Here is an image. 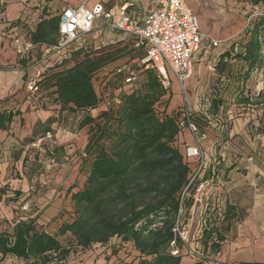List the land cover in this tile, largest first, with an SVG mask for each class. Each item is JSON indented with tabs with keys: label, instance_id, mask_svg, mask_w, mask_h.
Segmentation results:
<instances>
[{
	"label": "trees",
	"instance_id": "16d2710c",
	"mask_svg": "<svg viewBox=\"0 0 264 264\" xmlns=\"http://www.w3.org/2000/svg\"><path fill=\"white\" fill-rule=\"evenodd\" d=\"M247 2L253 7L264 5V0ZM61 10L53 15L44 7L36 19L23 24L24 30L18 34L31 42L34 50L26 58L19 59L20 64L25 66L41 45L56 43ZM18 21L8 22L4 30L14 28ZM263 51L264 13L245 32L244 38L218 52L213 64L215 71L221 76L229 65L240 63L242 67L238 74L248 75L263 65ZM110 55L104 48L94 51L92 47L81 46L66 51L61 58H55L51 65L44 67L37 82L38 89L32 94L39 106L83 113L77 129H87L82 147L84 156L78 154L84 182L71 194L73 218L61 220L56 233L47 232L36 216L20 218L12 224L10 232L1 231L0 260L10 256L23 261L37 260V264L63 261L70 249L60 243L58 236L69 234L74 244L82 249L94 244L105 245L115 237L117 242L130 246L137 254L133 264H182L180 249L183 241L174 229L180 215L190 211L196 186L207 178L196 173L199 158L186 156L189 145L183 131L187 128V120L196 124L201 132L211 127L212 122V127L220 126L222 112L219 108L222 105L219 99L211 100L210 107L219 114L213 121L193 113L183 103L170 108L166 103L170 98V85L164 86L156 70L146 68L142 72L141 88L120 86L116 89L117 103L105 107L93 82L95 77H103V73H98L110 62ZM229 73L230 69L227 77ZM114 79L118 81L121 77L116 75ZM240 79L237 75L236 82L229 79L226 82L238 84L242 82ZM237 84L235 95L244 87ZM256 98L259 99L257 103L264 102V91ZM239 102L252 105L255 99L245 95ZM17 113L0 111V130H6ZM53 121V117L46 121L43 135L50 131L48 126ZM180 122H185L184 126ZM181 147H184L183 152ZM211 173L210 178L215 181L216 173L212 169ZM192 177L194 179L187 187ZM230 210L228 205L227 213ZM211 216L205 213L201 218L203 244H209L216 254L225 237L215 227L217 221H222L213 220ZM227 228L228 225L225 230ZM173 249L178 253L172 254Z\"/></svg>",
	"mask_w": 264,
	"mask_h": 264
},
{
	"label": "rangeland",
	"instance_id": "374dc122",
	"mask_svg": "<svg viewBox=\"0 0 264 264\" xmlns=\"http://www.w3.org/2000/svg\"><path fill=\"white\" fill-rule=\"evenodd\" d=\"M197 1H199L200 3L197 2L198 6L197 8L195 7L194 11L199 15V23L203 24L209 29L215 28L216 31L227 32L228 34V37H226L225 39L226 41L219 43V47L216 48V52L224 51L228 49L229 45L232 42L244 38L245 32L249 31L255 20L264 13V5H257L253 7L250 4L243 2L245 0H226L225 3H207L206 0ZM146 2L147 0H141V3L143 4H146ZM64 3H69L70 5L71 3H82L86 7L92 8V6L96 3L114 4L116 3V1L0 0V52H6V55L2 54L0 55V58L6 59L5 56L9 57V55L12 53L9 47V36H11L12 34L20 35L18 34V32H23V24L25 22L28 23V21H26L28 11L32 13L35 8L47 4L51 6V14L56 15L60 11L58 7H61ZM52 6L55 8H52ZM5 11H7L9 13L8 15L12 16L14 19H19L17 24L13 26L15 28L14 30L8 28L9 31L7 32L9 35L5 34L4 28L8 24V22L13 21L14 19L6 18L4 14ZM215 21H217L218 23L214 24ZM103 31L105 32L103 34H97L96 31H92L86 34V36H84L83 38L86 39L85 42H87V45H94L95 43V45H97L98 42H104L100 38H104L108 30ZM4 35H6V37H4ZM82 42V37L79 36L76 40L69 43L67 47L68 49H77ZM108 44L109 45L105 48V50H109L111 53L110 56L112 58L107 64L110 66V68L121 64H132L136 70H141L139 64L140 55L136 51V53L134 52V50L136 49L130 47V40H125L118 44ZM64 51L65 48L63 49V52ZM36 54L33 56V61L37 59ZM57 57L61 58V55L57 54L51 56V58L53 59ZM195 60L196 56L193 57L192 61ZM196 64L193 65V74L189 77V79L184 81L183 89L181 87V84L175 79L173 74L171 72H168L170 74L169 78V75L167 73L170 85V98L166 103H168L170 108H172L173 106L177 107V105L183 103V105L186 108L191 109L193 113L199 115L200 117H208L209 120H212L216 117V115L219 114L218 112L216 114L214 113V110H212V108L210 107V103L212 99H219V104L222 105L219 108L221 112L228 115L231 114V116L228 117L227 115H224L220 117L218 124L220 126H217L216 128L212 127V122L211 127L204 130L206 137L201 142V145L205 155V163L207 168L205 169L206 171L203 172L202 170L200 173L201 177H207V182L202 184V186H197L193 195V200L195 198L198 199V201L196 202L197 204L195 205L193 203L190 206V211H187V213L183 212L180 215V219L178 221V227L184 236L182 240V247L180 249V253L183 256L182 264H194L197 261H200L202 264H209L214 257V253L209 248V244L206 246L203 244L204 239L202 236L201 228L202 217L199 214L200 209L198 208V206L200 205V203L202 204L203 199L207 197L208 194L214 191L216 192L214 186L219 188L222 187L221 195H224L227 201L228 197L226 196V189H228L230 179L235 176L236 172L240 173L239 176L246 175V170H244V168H234L235 164L237 163L236 160L240 159L241 161H244L245 157L247 156L248 151L246 152L247 144L245 136L241 133L231 135V130L233 128L232 126H234L233 124L236 123L237 120L245 117V111L247 108L246 104L239 105L235 101L240 99L239 97H245V95H249V92L247 91L246 93L244 91V87L242 92H239V94H237L236 96V91L234 90L236 87L235 78L238 75L241 78L240 81H242L243 85L247 84L249 81L261 80L259 74L253 75L252 78L250 77V72L248 75H246L244 72L238 74L240 72L239 69L231 65L227 67L226 72H224L225 74L223 73L221 76H219L215 71V66L213 65L214 60L212 57L204 60L203 67L201 68L202 71H205L204 73L199 72L196 74ZM210 66H213V70L210 69ZM31 68L32 67H29L28 70H30ZM198 69H200L199 66ZM228 69H230V73L227 77L226 73ZM34 71H30L29 77H33L36 74V72L34 73ZM39 71L42 72V68L41 70L39 69ZM109 71L110 70H103L102 72L109 73ZM260 71H263L262 75L264 77V66ZM101 78V76L95 77L93 82L94 86L96 87V91L98 92L101 100L104 101V98L109 100L111 98L109 97V95H104L103 93L101 94L99 92L100 84H98V80H100ZM227 79L235 82H226ZM100 83H102V81ZM142 83L143 79L140 78L139 75V82L137 83V86L141 88ZM238 86L240 87V83ZM104 91L105 87H103V92ZM24 96H26L25 90L19 91L18 95L16 96V102H18L19 99L21 100ZM252 98L255 99L256 97L252 96ZM251 106L252 105H250V108ZM253 109L256 110V108L254 107ZM27 110H30L29 106L27 107ZM56 113L57 116H55V120L57 122V126L53 125V127L55 128H52V124L54 121L51 123V125L48 126L50 128L49 133L51 134V138H45L38 142L44 133V129L46 128V121L50 118V116H54ZM36 114L37 115L34 117L36 123L31 125L30 127L27 128V125H24V122H21L19 126L21 130V137L19 140H16L17 142L12 143L10 146L8 145V142H2L3 147L6 148L8 146V148L6 153H2V151L0 150V154L2 153L0 161V214L4 219L7 218L10 221H6L3 218H0V232H10L12 224L20 218L36 216L40 222L49 220L53 214H51V212H48L46 209L43 211L47 202L43 201V198L45 197V194L50 191V188H53L51 186L48 187L50 184L52 185L51 178L48 177V175L53 174L51 172L57 169L59 163L68 164L70 162H73V158H77L79 152L81 151V143L78 145V148H74V146L73 151L68 152V148L66 147V145L68 146L69 144H73V142H64V140H66L67 132L73 135L77 134V132H73L77 130L78 123L83 116V113L81 111L71 113L67 112L66 110H57L54 114V111L51 109L47 111L40 110L39 112H36ZM256 117L261 123V125L258 126L257 130L255 131L258 137L257 147H259L260 144L264 145V141L261 140L259 136V134H264L263 111L262 117ZM249 126L253 128V125H249L247 123V127ZM23 129H31L32 132L31 134H25V132L22 131ZM56 133L60 134L63 143L60 142L61 139L59 137H56ZM183 136L187 145L191 146L194 144V139L189 129L186 128L183 131ZM0 138H4V140L6 138L12 140L5 132H3V134H0ZM56 139H59V141L56 142ZM234 147L239 149L242 153L240 152V154H237L235 150H233ZM180 151L183 152L184 147H181ZM50 152H52V156ZM218 161L221 164L220 166L217 164ZM212 165H215V167L212 168ZM231 165H233L234 169L229 168ZM216 167L219 168L216 169ZM209 168L212 169V172L215 171L216 173L215 175L217 177L215 181L210 178L212 173L211 169L209 170ZM11 177L16 183V187L14 190H11L9 188V185L3 186L4 181ZM3 195L9 196L5 197L4 200L2 198ZM5 201H7L8 205H6ZM49 209H51V207ZM67 209H73L74 213L73 206H67ZM56 219L57 221L63 220L62 214L56 216ZM223 222L221 223L223 225H221L218 229L225 233L227 217ZM54 223L55 220L50 221L45 224V227L49 226L51 231H54L57 228ZM60 243L65 247H69L70 253L67 256L68 259L65 258L63 260L64 262L53 261L48 264H133V262L137 261V254L134 252V250L126 244L122 245L121 243L117 242V238L115 237L110 239L109 242L105 245L94 244L87 249H82L76 246L72 238H70V236L68 235L62 237L60 239ZM190 250L193 252L192 255L194 257H191L187 252ZM106 253H110V255L106 256ZM37 263V260L23 261L17 260L14 257L10 256L0 260V264Z\"/></svg>",
	"mask_w": 264,
	"mask_h": 264
},
{
	"label": "crops",
	"instance_id": "0c3cea01",
	"mask_svg": "<svg viewBox=\"0 0 264 264\" xmlns=\"http://www.w3.org/2000/svg\"><path fill=\"white\" fill-rule=\"evenodd\" d=\"M225 1L226 0H206L207 3H211V2L225 3ZM197 2L199 1L185 0V4L189 7L191 12L196 16L198 20L199 31L207 35L210 40L217 41L218 42L217 47H219V43L226 41L225 39L226 37H228V34L227 32L216 31L215 28L209 29L205 27L203 24L199 23V15L194 11L195 7L197 8L198 6ZM243 2L248 3L247 0ZM75 4L76 3H71V5H75ZM66 5H70V4L64 3L62 4L61 7H58V9L61 10ZM103 5L107 9H111V8L117 9L116 3L114 4L107 3ZM148 5L149 3H146V4L134 3V6L131 7L130 9H134V10L141 12ZM44 7H46L47 12L49 13L51 6L44 4L41 7L35 8L32 13L28 11V15H27L28 18L26 21L30 23V21H32L33 19H36L38 17V14L41 13L42 8ZM52 8H55V7L52 6ZM4 14L6 18L14 19L12 16L8 15L9 13L7 11H5ZM217 23H218L217 21L214 22V24H217ZM12 29H15V28H11V30ZM103 30H108V29L104 28ZM103 30L100 33L102 34L105 33ZM7 31H9V29H6V33H8ZM122 35L123 33L112 32L108 30L106 36L103 35L105 37L100 38V39H102V41L104 42H112L120 38V36ZM123 36L126 39H128L127 35H123ZM118 43L120 42H117L115 44H118ZM108 45L105 46L104 49L108 47ZM9 47L12 51L9 57L5 56L6 59L0 58V111H13V112L18 111V113L14 116L13 121L10 123V125L8 126L6 130L4 131L0 130V134H3V132H5L8 135V137L12 139L10 140L6 138L4 140V138H0V144H1L0 150L2 151V153L3 152L6 153L7 148H8V146L4 148L3 143L8 142V145L10 146L12 143L17 142L16 140L20 139L21 130L19 126L21 122H24V125H27V128H28L31 125L36 123L35 118H34L37 115L36 112H39L40 110H44V111L51 110V109L53 110L51 106L50 107L47 106L44 108L40 107L38 102L35 101V99L32 97L33 93L25 89V83L26 81L32 78V77H29L30 71L35 70L34 71L35 73L39 71V69L41 70V68L43 71L44 70L43 68L45 66L51 65L54 59L49 57L44 61H40V59L38 58L40 56L41 50L39 49L36 54L37 59L33 61L34 58L32 56V59H30V61H26V64L24 66L23 65L24 63L20 64L19 62L20 58L17 56L15 51L12 49L11 44ZM130 47L136 49L134 50V52L136 51L137 53H139L140 58L142 57L143 54H142L141 48H136V47H133L132 45H130ZM217 47L215 48L211 47L209 49L202 47L201 51H199L196 54V60L192 62V69H193V65L197 63L196 64V74L199 72L200 73L205 72V71H202L201 69L203 67V62L204 60H207L209 57H212L214 60V58L218 54V52H216ZM2 54L6 55V52L4 53L3 51L0 52V55ZM139 64H140V61H139ZM108 66L109 65L104 66L100 70V73H98V75L102 73L104 74L105 72H102L103 70H111L113 68V67L110 68V66L109 67ZM198 66L200 69H198ZM233 66L237 67V69L239 70L242 67L240 63H235ZM263 66H264V63L258 69L254 68L253 70L250 71L251 78L253 77V75L259 74L261 77V80L249 81L247 84L243 85L245 87L244 91L246 93L248 91L250 96L256 97L258 96L260 92L264 91V77L262 75L263 71H260L262 70ZM29 67H32V68L28 70ZM192 69H191V74L189 75V77L193 74ZM245 70H246V67H245ZM243 71H244V67H243ZM142 72H143V69L138 70V74L140 75V78L143 79L144 75ZM168 75L170 78L169 73ZM189 77L187 79H189ZM101 81L102 83H100ZM98 84H100L99 92L101 94L103 93L104 95H109V97L116 96L117 91L116 89L114 90L112 88V82L108 80L103 81V79H100L98 80ZM240 86H242V82H240ZM103 87H105L104 92H103ZM139 88L140 87L135 86L134 89H139ZM21 90H25L26 96L22 97L21 100L19 99L18 102H16V96ZM258 101L259 99L255 98V104H252L251 108H250V105H247V108L245 111V117H242L240 120H237L236 123L233 124L234 126H232L233 128L231 130V135H236L238 133H241L245 136V140L247 144L246 152L248 151L247 156L245 157L244 161L243 160L241 161L240 159L236 160L237 163L235 164L234 168L235 169H240L241 167L244 168V170H246V175L239 176L240 173L236 172L235 176L230 179L228 189H226V192H227L226 196L228 197L227 201H226V197L224 195L223 196L221 195L222 187L219 188V187L214 186L216 192L214 191L208 194V196L203 199L202 204L200 203V205L198 206L199 209H203L204 214L206 213L210 216L212 215L211 217L213 218V220L217 219L223 222L224 219L227 217L226 225H228V228L227 230H225V233H224L225 240L221 242L220 251L214 254V257L211 260V263L209 264H264V148H263L264 145L260 144L259 147H257L258 137L255 132L258 126L261 125V123L259 122L256 116L262 117V111L264 113V102L257 103ZM235 102L239 105L244 104L242 102H239V99L236 100ZM28 106L30 110H27ZM253 107L256 108V110L253 109ZM53 111L55 114L56 110H53ZM224 115H227L228 117L231 116V114L228 115V114L222 113L221 117ZM55 116H57V113L54 116H50L54 118L52 128H55L53 127V125L57 126ZM247 123L249 125L250 124L253 125V128H251L250 126L247 127ZM22 131H24L25 134H31L32 132L31 129L29 130L23 129ZM75 132H77V134H74V135L67 132L66 140H64V142L65 141L73 142V144H69L68 146L66 145V147L68 148V152H72L74 146H75L74 148H78V145L80 143L82 144V147H83L86 142L87 129L85 127L77 129L73 133ZM259 136H260V139L264 141V138H263L264 134L263 135L259 134ZM56 137H59L61 139L59 133H56ZM67 140H71V141H67ZM57 141H59V139H56V142ZM60 142L63 143L62 139L60 140ZM233 150H235L237 154H240L241 152L236 147H234ZM2 153L0 154V161H1ZM80 162L81 160H78V157H77L75 159L73 158V162H70L68 164L67 163L66 164L56 163L58 164L57 169L51 172L53 173L52 175L50 174L48 175V177H50L52 181V185L50 184L48 187L51 186L53 188H50V191L47 192L45 194V197L43 198V201H47L43 211L46 209L48 212H51V214L53 215L49 220H46L44 222H40L37 219L38 223L45 225L48 222L55 220L54 224L58 228L62 221H70L73 218L74 216L73 209L72 210L67 209V206H73V203L71 201V194L79 190L82 187L83 182H84V176L82 175V172L80 171V167H81ZM217 164L219 166L221 165L219 161L217 162ZM215 165H212V168H214ZM216 168H219V167H216ZM4 185H9V188L11 190H14L16 187V183L14 179H12V177L9 179H6L4 181L3 186ZM8 196L9 195H3L2 198L4 199L5 197H8ZM5 203L6 205H8L7 201H5ZM228 205H230L231 210L230 212L227 213ZM50 207L51 209H49ZM60 214H62L63 220L57 221L56 216ZM0 218H3L1 214H0ZM4 220L10 221L7 218ZM221 225L223 224H221L220 222L218 223L217 221L215 227L220 228ZM57 228L54 231H51L50 227L48 226V227H45V230L51 234H54L56 233ZM67 235L70 236L69 234L58 236V240L60 241L62 237L67 236ZM66 258L68 259V257Z\"/></svg>",
	"mask_w": 264,
	"mask_h": 264
},
{
	"label": "built area",
	"instance_id": "2783aa9c",
	"mask_svg": "<svg viewBox=\"0 0 264 264\" xmlns=\"http://www.w3.org/2000/svg\"><path fill=\"white\" fill-rule=\"evenodd\" d=\"M115 1L117 9H107L101 3H96L92 8H88L82 3L64 7L59 16L57 41L52 46L41 45L38 59L44 61L51 56L62 55L66 51L72 50L68 49L67 46L79 36L82 37L83 41L79 47H87L86 39L83 37L92 31L99 34L105 28L112 32L123 33V35H127L128 39L122 35L115 41L98 42L97 45L95 43L88 47H92L95 51L104 48L105 44L107 46L108 43L115 44L130 40L133 47L142 49L143 55L139 61L140 66L142 65L144 68L141 69L151 68L156 70L164 86L169 85L167 73L171 72L183 89L184 81L191 74L193 57L201 51L202 47L209 49L218 46L217 41L210 40L207 35L199 31L198 20L185 4V0H147L146 3H149V5L141 12L130 9L134 6V3H141V0ZM4 32L8 34L6 30ZM10 38L11 47L20 59L26 58L28 53L34 50V45L29 41H25L22 35L12 34ZM64 48L65 51L63 52ZM262 53L264 54V51ZM30 59L32 58L30 57ZM30 59L27 61H30ZM210 69L213 70V66H210ZM42 73L43 71H37L31 79L26 81L27 91L31 93L37 91V82ZM116 75L120 76L121 79L115 80ZM102 76L104 77H102L103 81L112 82L114 90L120 89V86L124 85H131L135 88L139 82L138 70L132 64L117 65L111 69V72L104 73ZM117 101L116 96L111 97L109 100L104 98L105 107H110ZM180 124L184 126L185 122H180ZM186 127L190 130L194 139V144L186 148V156L199 158L196 173H200V170H204L206 167L205 155L201 147V142L206 135L199 130L196 124L189 120L186 121ZM45 138H51V134L49 132L45 133L38 142ZM79 155L84 156L83 149H81ZM193 179L194 177L189 181L187 187ZM205 182L207 181L203 180L198 185L202 186ZM186 189H184V193ZM197 201L198 199L195 198L193 203L196 204ZM179 212H181V209H179ZM203 212V209H200V216L204 215ZM174 231L183 240L184 236L178 227V222ZM177 253L178 250L173 249L172 254ZM189 253L193 254L191 250Z\"/></svg>",
	"mask_w": 264,
	"mask_h": 264
}]
</instances>
